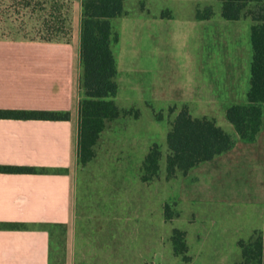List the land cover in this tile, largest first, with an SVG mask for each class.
<instances>
[{"label": "rangeland", "instance_id": "1", "mask_svg": "<svg viewBox=\"0 0 264 264\" xmlns=\"http://www.w3.org/2000/svg\"><path fill=\"white\" fill-rule=\"evenodd\" d=\"M66 1L77 31L83 0ZM209 6L216 13L214 20L223 18L219 0H126L127 14L113 19V30L120 34V41L113 44L118 65L116 101L121 108L136 109L141 115L116 121L101 135L92 164L82 167L77 162L70 169L73 219L65 226L52 227L53 264H241L238 241L264 236V185L255 199L244 196L238 204L198 201L183 207L174 204L180 182L166 179L165 159L160 179L140 180L143 156L153 143L166 153L169 120L182 108L158 96L178 95L203 84L199 73L192 70L199 59L208 60L210 50L215 70L216 66L219 69L213 78L222 86L227 59L238 62L241 55L244 64L243 41L248 39L253 54L247 24L251 21L234 25L223 18L221 29H212L197 18L198 9ZM237 39L243 40L241 53ZM235 77L238 74L232 80ZM216 121L229 130L225 126L231 123L225 118L224 123L221 117ZM165 202L173 207L171 221L164 216ZM175 228L187 233V257L173 250L170 237Z\"/></svg>", "mask_w": 264, "mask_h": 264}, {"label": "crops", "instance_id": "2", "mask_svg": "<svg viewBox=\"0 0 264 264\" xmlns=\"http://www.w3.org/2000/svg\"><path fill=\"white\" fill-rule=\"evenodd\" d=\"M79 18L70 43L0 40V109L71 112L70 120L0 119V166L49 170L44 173L0 172V264H50V234L40 225L70 224L73 219L70 169L78 162L81 13ZM200 21L217 30L224 25L223 18ZM228 21L239 25L248 20ZM247 24L251 28V24ZM242 41L236 40L239 53ZM243 46L244 64L241 55L238 62L225 60L228 64L223 71L225 87L218 78H213L219 69L216 66L215 70L214 55L210 50L212 54L208 60L199 59L195 63L196 69L192 70L199 73L203 84L200 82V86L182 90L178 95H159L158 99L182 107L186 105L197 117L208 116L216 120L221 117L223 123L224 118L231 123L226 116L227 109L233 104L246 103L249 90L252 55L248 39L243 41ZM234 74H238V78L232 82ZM192 76L193 73L189 75L190 80ZM225 127L235 135L232 123H226ZM262 137L264 129L256 141L239 139L231 151L201 164L188 175L181 176L183 178L175 179L180 183L174 204L183 207L198 201L199 204H238L244 201V196L255 199L264 185ZM58 169L66 171H55ZM203 185L212 190L204 189ZM13 223L27 226L14 228L9 225Z\"/></svg>", "mask_w": 264, "mask_h": 264}, {"label": "trees", "instance_id": "3", "mask_svg": "<svg viewBox=\"0 0 264 264\" xmlns=\"http://www.w3.org/2000/svg\"><path fill=\"white\" fill-rule=\"evenodd\" d=\"M221 16L226 20L251 21L252 61L247 102L233 104L227 119L235 135L218 125L213 117L194 116L184 105L169 120L166 153L153 143L140 164V180L152 183L161 177L165 159V177L173 181L188 175L194 168L231 151L241 139L254 142L264 129V0H219ZM126 0H83L81 8V98L79 104L78 163L91 165L97 158V146L103 132L127 115L140 118V111H128L116 101L118 95V65L113 44L120 36L113 30V19L127 14ZM70 2L66 0H1L0 40L70 43L74 26ZM213 7L198 9L199 20L215 16ZM159 119L162 114L157 115ZM0 119L70 120V111L0 109ZM48 169L26 166H0L4 173H44ZM55 171L65 172V169ZM176 204V203H175ZM167 221L174 217L172 204H164ZM14 228L23 223L9 224ZM67 224L42 223L50 234V264L52 260V227ZM257 235V236H256ZM249 240H239L241 264H264V236L256 234ZM178 256L187 257V233L175 228L170 237Z\"/></svg>", "mask_w": 264, "mask_h": 264}]
</instances>
